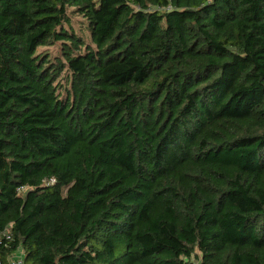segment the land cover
Instances as JSON below:
<instances>
[{
	"label": "trees",
	"instance_id": "trees-1",
	"mask_svg": "<svg viewBox=\"0 0 264 264\" xmlns=\"http://www.w3.org/2000/svg\"><path fill=\"white\" fill-rule=\"evenodd\" d=\"M18 250L264 264V0H0V261Z\"/></svg>",
	"mask_w": 264,
	"mask_h": 264
},
{
	"label": "built area",
	"instance_id": "built-area-1",
	"mask_svg": "<svg viewBox=\"0 0 264 264\" xmlns=\"http://www.w3.org/2000/svg\"><path fill=\"white\" fill-rule=\"evenodd\" d=\"M51 183H54V180H51ZM2 237L6 240V241H11L12 240V235L10 234V230L7 229ZM9 263L10 264H25L24 262V254L18 250L17 252H15L10 258H9ZM0 264H3L0 261ZM194 264H199V262L194 261Z\"/></svg>",
	"mask_w": 264,
	"mask_h": 264
},
{
	"label": "rangeland",
	"instance_id": "rangeland-1",
	"mask_svg": "<svg viewBox=\"0 0 264 264\" xmlns=\"http://www.w3.org/2000/svg\"><path fill=\"white\" fill-rule=\"evenodd\" d=\"M72 20H73V26H74L76 33H80V30H83L82 28L84 27L82 25L79 26L80 19L72 17ZM48 52L51 54L52 57L60 56L58 46H54V47L49 48Z\"/></svg>",
	"mask_w": 264,
	"mask_h": 264
}]
</instances>
